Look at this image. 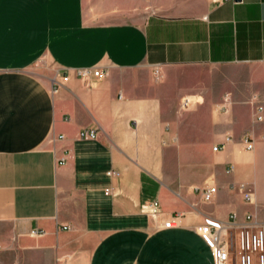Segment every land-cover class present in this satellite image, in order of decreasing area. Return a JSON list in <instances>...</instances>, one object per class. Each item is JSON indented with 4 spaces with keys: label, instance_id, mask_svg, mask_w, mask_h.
<instances>
[{
    "label": "crops",
    "instance_id": "obj_1",
    "mask_svg": "<svg viewBox=\"0 0 264 264\" xmlns=\"http://www.w3.org/2000/svg\"><path fill=\"white\" fill-rule=\"evenodd\" d=\"M164 2L118 0L109 18L87 0H0V264H215L197 226L264 221V70L183 110L164 80L174 66H264V0ZM93 66L106 73L75 72ZM211 185L204 201L196 188ZM155 199L153 217L141 206Z\"/></svg>",
    "mask_w": 264,
    "mask_h": 264
},
{
    "label": "built area",
    "instance_id": "obj_2",
    "mask_svg": "<svg viewBox=\"0 0 264 264\" xmlns=\"http://www.w3.org/2000/svg\"><path fill=\"white\" fill-rule=\"evenodd\" d=\"M76 74L88 79L90 76H103L104 72L99 66L82 67L75 69ZM190 100L185 98L182 102L184 108L189 104ZM257 119L264 120V106L260 105L257 109ZM64 136V135H62ZM80 137L85 140H93L99 137L98 128L84 127L80 131ZM228 136L226 140H230ZM242 141L247 149L254 148V140L249 134H246ZM220 145H215L214 150H219ZM109 175H120L116 170H109ZM233 188H238L243 192L246 200H252L255 196L254 190L246 182H240L232 185ZM202 195L204 201H211L217 192V186L211 185L205 188H196ZM110 189L106 190L109 193ZM141 210L153 217L161 213V202L159 199L145 202L141 206ZM172 217L165 221V227L176 226V219ZM67 228V226H64ZM238 228V233L233 234L232 230ZM197 231L205 237L210 246L213 248L215 264H228L230 249L235 247L238 253L237 264H264V221H259L255 214L248 213L245 222H238L237 214L231 215V220L221 222L208 219L205 224L197 226ZM34 235H42L44 230H32Z\"/></svg>",
    "mask_w": 264,
    "mask_h": 264
},
{
    "label": "rangeland",
    "instance_id": "obj_3",
    "mask_svg": "<svg viewBox=\"0 0 264 264\" xmlns=\"http://www.w3.org/2000/svg\"><path fill=\"white\" fill-rule=\"evenodd\" d=\"M117 2L118 0H87V10L90 11L98 7L99 12L104 11L109 14V18H116ZM151 3L145 2L143 4L149 9H144L142 13L152 10ZM203 3L204 0H165L162 8L168 12L176 13L196 9ZM48 66L51 67L48 61H43L37 65L39 69ZM261 70H264V66L238 64L174 66L167 69L164 80H167L168 84L166 87L168 97L172 100L178 99L183 110L182 102L190 95H201L202 97L220 95L224 99L229 95L231 89L236 88V85L244 84L252 75L261 72ZM243 93V91L240 92V94ZM189 98L192 101L194 100L192 98L201 99L199 96Z\"/></svg>",
    "mask_w": 264,
    "mask_h": 264
},
{
    "label": "bare ground",
    "instance_id": "obj_4",
    "mask_svg": "<svg viewBox=\"0 0 264 264\" xmlns=\"http://www.w3.org/2000/svg\"><path fill=\"white\" fill-rule=\"evenodd\" d=\"M189 97H193V96H189ZM187 97L189 100H191V98ZM192 99H195V98H192Z\"/></svg>",
    "mask_w": 264,
    "mask_h": 264
},
{
    "label": "water",
    "instance_id": "obj_5",
    "mask_svg": "<svg viewBox=\"0 0 264 264\" xmlns=\"http://www.w3.org/2000/svg\"><path fill=\"white\" fill-rule=\"evenodd\" d=\"M237 1H240V0H237Z\"/></svg>",
    "mask_w": 264,
    "mask_h": 264
}]
</instances>
